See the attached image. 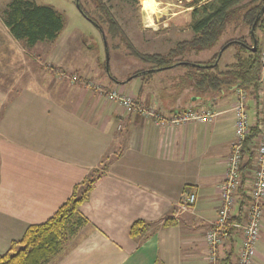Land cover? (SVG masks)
<instances>
[{
    "label": "crops",
    "instance_id": "1",
    "mask_svg": "<svg viewBox=\"0 0 264 264\" xmlns=\"http://www.w3.org/2000/svg\"><path fill=\"white\" fill-rule=\"evenodd\" d=\"M134 60L129 56L123 63ZM137 65V74L125 67L120 79L100 84L168 119L200 106L212 108L215 116L161 123L86 83H65L52 71L34 78L38 83H25L27 89L9 92L0 86V254L28 225L52 216L96 168L105 174L80 206L90 224L55 264H210L205 237L218 216L236 138L237 88L196 94L193 85L180 81L186 69L179 66L157 80L152 75L135 83L133 78L146 74L139 75ZM245 91L250 122L260 123L258 95ZM255 158L256 153L251 167L240 171L235 218H242L250 201ZM167 218L172 224L164 227ZM137 219L150 223L140 239L130 235ZM240 241L241 233L233 231L218 249L219 263L228 256L236 263ZM254 264H264V216Z\"/></svg>",
    "mask_w": 264,
    "mask_h": 264
},
{
    "label": "trees",
    "instance_id": "2",
    "mask_svg": "<svg viewBox=\"0 0 264 264\" xmlns=\"http://www.w3.org/2000/svg\"><path fill=\"white\" fill-rule=\"evenodd\" d=\"M200 1L191 0V6H195L193 14L203 13L192 24L195 35L191 39L178 41L164 54L141 52L104 0H79V9L99 28L106 41L109 38L119 40V43L112 47L124 46L128 55L150 63L153 71L146 73L149 76L161 71L154 68L168 69L174 67L172 65L176 62L186 61L188 63L179 65L186 69L180 81L193 85L196 94L208 97L210 93L216 95L231 86H241L258 95L264 11L255 27L258 42L256 51L252 50L251 27L262 10L264 0H207L199 5ZM75 2L77 3V0ZM3 20L13 37L28 46L56 41L65 25L61 11L48 4H39L35 0H11L4 11ZM226 36L228 39L220 50L230 43L224 51L231 46L236 49L232 54V61L223 67H220L219 62L210 67L191 64L189 56L215 48L220 39ZM108 48L110 49L109 46ZM218 54L219 51H216L210 60L195 63H214ZM110 77L116 79L111 72ZM259 130V122L250 125L242 151L241 171L252 165ZM104 174L103 169H93L83 181L75 185L72 194L52 216L42 223L28 225L21 238L14 240L9 250L0 254V264H55L75 245L76 242L71 243L73 238L90 224V220L81 213L80 206L89 199L95 184ZM171 224L172 221L167 218L162 225L168 227ZM149 226L150 223L144 219L135 220L130 227L131 237L140 239ZM220 264L236 263L228 256Z\"/></svg>",
    "mask_w": 264,
    "mask_h": 264
},
{
    "label": "rangeland",
    "instance_id": "3",
    "mask_svg": "<svg viewBox=\"0 0 264 264\" xmlns=\"http://www.w3.org/2000/svg\"><path fill=\"white\" fill-rule=\"evenodd\" d=\"M10 1L0 0V86L9 92L27 89L25 83H38L34 78L41 80L44 75L40 74L44 71H52L65 83H98L102 89L108 90L100 83L111 82L110 72L116 79H120L119 72L124 71L125 67L130 70V75L137 74L134 69L136 64H138L136 68L140 69L138 73L151 68L150 63L128 55L124 46L112 47L119 43V40L109 38L106 44L99 28L82 14L75 0H35L39 4H48L61 11L65 20L64 29L56 41L39 42L34 46L17 41L3 20L4 11ZM104 1L110 6L134 45L143 53L164 54L178 41L192 38L195 35L192 24L203 15L193 14L195 6H191V0ZM206 1L201 0L199 5ZM145 3L150 4L155 10L151 16L143 8ZM262 37L263 47L264 36ZM227 39V36L222 37L215 48L200 51L188 58L192 62H206L216 51H220ZM235 51L236 49L231 46L222 52L218 60L220 67L232 61V54ZM129 56L136 59L134 60L136 62H133L136 64L123 63ZM169 70L171 69L157 71L153 75L157 80ZM80 72L87 74L85 76ZM145 77L150 76L144 74L132 80L135 79L137 83L140 81L139 78ZM45 80L47 81V78H44ZM12 83L19 84L18 86L14 84L16 87L13 88ZM101 93L106 95L104 91ZM109 159L111 156H107L104 163H108ZM83 234L84 231L75 236L71 243L76 242Z\"/></svg>",
    "mask_w": 264,
    "mask_h": 264
},
{
    "label": "built area",
    "instance_id": "4",
    "mask_svg": "<svg viewBox=\"0 0 264 264\" xmlns=\"http://www.w3.org/2000/svg\"><path fill=\"white\" fill-rule=\"evenodd\" d=\"M98 91L106 92V96L118 102L125 109H136L144 115L154 117L164 123L170 121L173 124L188 122H207L215 112L208 106H200L195 109H187L175 114L168 119L166 116L141 106L131 96L118 90H104L98 83H86ZM237 99L233 107L236 113V138L232 145L231 153L226 161V171L220 189V206L215 222L206 232V244L208 247V261L210 264H220L218 249L225 244L233 231L241 233V241L237 246L236 264H254L257 255V243L260 237L261 224L264 216V45L261 51L260 88L258 93V116L260 130L255 144V167L251 179L250 201L242 218L234 217V209L237 203L236 191L239 186V174L243 161V146L247 137L251 122L247 108V94L243 87L236 86ZM195 193L188 197L189 202H194Z\"/></svg>",
    "mask_w": 264,
    "mask_h": 264
},
{
    "label": "water",
    "instance_id": "5",
    "mask_svg": "<svg viewBox=\"0 0 264 264\" xmlns=\"http://www.w3.org/2000/svg\"><path fill=\"white\" fill-rule=\"evenodd\" d=\"M77 5H78V8L80 7V4H79V0H77ZM264 11V5H263V7H262V10L257 14V16H256V18H255V21H254V23H253V25H252V27H251V35H252V37H253V46H252V50L253 51H256L257 50V44H258V42H257V38H256V35H255V27H256V25H257V23H258V21H259V19H260V17H261V14H262V12ZM92 21V20H91ZM104 40L106 41V39L104 38ZM106 44H107V41H106ZM230 43H227L220 51H219V54H218V58H217V60H216V62H214V63H210V64H204V63H195V62H190L192 65H197V66H203V67H210V66H213V65H215V64H217L218 63V60H219V58L221 57L220 55L222 54V52L224 51V48L226 47V46H228ZM107 48H108V46H107ZM109 49V48H108ZM181 63H188V62H186V61H179V62H176L174 65H172V66H179ZM167 67H160V68H154L155 70H164V69H166ZM153 71V69H148V70H146V71H142V72H140V73H138L139 75L140 74H144V73H148V72H152Z\"/></svg>",
    "mask_w": 264,
    "mask_h": 264
},
{
    "label": "bare ground",
    "instance_id": "6",
    "mask_svg": "<svg viewBox=\"0 0 264 264\" xmlns=\"http://www.w3.org/2000/svg\"><path fill=\"white\" fill-rule=\"evenodd\" d=\"M143 8H144V10L146 11V13L148 14V15H150L151 16V14H154L155 13V10L150 6V4H148V3H145V4H143ZM144 11V12H145ZM147 15V16H148ZM149 16V17H150Z\"/></svg>",
    "mask_w": 264,
    "mask_h": 264
}]
</instances>
